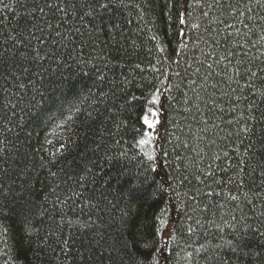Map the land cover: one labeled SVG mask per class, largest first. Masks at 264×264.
Segmentation results:
<instances>
[{
	"label": "trees",
	"instance_id": "16d2710c",
	"mask_svg": "<svg viewBox=\"0 0 264 264\" xmlns=\"http://www.w3.org/2000/svg\"><path fill=\"white\" fill-rule=\"evenodd\" d=\"M0 264H264V0H0Z\"/></svg>",
	"mask_w": 264,
	"mask_h": 264
},
{
	"label": "rangeland",
	"instance_id": "374dc122",
	"mask_svg": "<svg viewBox=\"0 0 264 264\" xmlns=\"http://www.w3.org/2000/svg\"><path fill=\"white\" fill-rule=\"evenodd\" d=\"M158 119V113L156 111H151L150 115L147 116L145 120L147 124L152 125Z\"/></svg>",
	"mask_w": 264,
	"mask_h": 264
}]
</instances>
